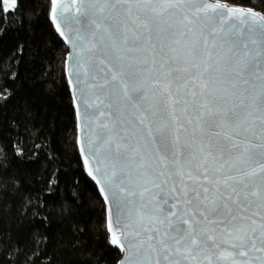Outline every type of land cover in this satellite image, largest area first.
<instances>
[{
  "label": "snow or ice",
  "instance_id": "1",
  "mask_svg": "<svg viewBox=\"0 0 264 264\" xmlns=\"http://www.w3.org/2000/svg\"><path fill=\"white\" fill-rule=\"evenodd\" d=\"M51 3L55 20L57 9L67 10L68 5H62L61 0H51ZM4 4L7 6L3 10L7 11L15 8L16 0H4ZM117 5H121L119 11L125 18L121 22L120 44L127 45L131 34L135 38L133 43L137 45L134 51L147 53L152 59L149 61L145 57L141 60L144 78L130 88L118 78L132 68L135 61L125 63L128 58L123 54L125 49L121 48V54L116 58L117 65L108 68L105 73H111L110 83L118 85L114 95L127 102L131 100V93H142L140 99L147 105L144 110L153 115L154 108L164 105L169 109L170 121L176 132L183 130L188 133L189 128L185 127L187 124L191 129V138L185 139L188 156L183 161L178 158L169 160L157 153L154 159L148 157L157 165L153 169L151 164L145 163L147 153L142 154L138 148L131 149V154L125 160H119L121 145L117 144L113 150V129L107 123L98 125L103 131L97 133L94 139L89 138L87 150L96 160L95 172L103 173L105 182L113 189L112 198L117 202L115 226L112 222V209L109 208L108 231L112 233L111 243L124 249L121 236H131L137 243L130 244L129 250L143 248L147 243L149 255L159 250V253H164L163 258L168 264H187L195 260L198 251L204 249L214 251L215 264H264V175H260L259 182L248 190L252 178L264 173V163L242 175H234V165L224 158L225 148L236 147V137L241 132L255 136L257 124L264 128V113L258 114L254 105L249 104L245 106V119L238 124H231L214 103L221 91L225 96L236 99L240 96V90L231 83V77L219 73L222 59L219 52L215 57L212 55L213 50L223 49L226 44L232 45L229 51L239 46L233 35L239 26L230 25L227 30L221 28L219 33L210 32L211 40L207 37L192 39L193 29L190 27L191 21L184 14L185 10L192 9L194 14L203 13L197 19L210 25L216 17L209 16V11L216 12L221 8V5L210 4L206 0H95L93 7L97 13L103 14L116 10ZM79 11L77 8V12ZM232 11L239 12L246 18L251 17L248 27L250 34L256 30L264 32V17L251 11ZM217 16H223V13H217ZM243 22L242 20L241 23ZM91 24L95 28L93 39L95 32L102 27L104 33L110 31L97 19H92ZM173 24L176 34L175 39L170 42L169 29ZM57 30H60L59 24ZM61 35H64L63 31ZM77 38L81 41L82 52L91 53L95 49V44L91 47L85 45L84 37L79 33ZM240 38L243 41V33H240ZM250 42L256 43L254 39H250ZM242 46L248 48L247 43H242ZM73 47H76L75 42ZM157 48L159 64L153 55ZM248 55L251 52L245 53V57ZM77 63L84 75H87L82 61L78 59ZM239 63L244 64L246 60ZM238 72L239 69L237 74ZM79 74L78 72L77 75ZM225 80L230 86L221 89L220 85ZM85 102L88 103L87 100ZM89 106L98 107L93 104ZM136 111L139 114L140 107H136ZM99 115L103 116L104 113L100 112ZM217 117H220L218 121ZM211 121H216V130H209L207 127ZM139 124H144L143 117L139 118ZM179 142L180 137L177 135L176 143ZM123 147L127 149L128 145ZM251 147L255 145L249 144L244 150L245 155ZM81 151H84L83 145ZM88 162L86 155L85 164ZM89 175L96 179L92 167H89ZM126 181L130 184L135 182L137 187L143 188L139 193L142 200L144 192L149 193L145 206L149 207L150 214L137 213L133 217L129 212L127 216H123L125 196L136 195V192L124 187ZM97 183L100 181L97 180ZM241 184L242 189L238 188ZM152 188L159 189V192H152ZM101 191L104 192L105 189L102 187ZM108 199L106 195L105 200ZM254 204L259 210L252 216H258L260 222L252 216L241 214L247 213ZM232 206L238 210L236 214ZM221 216L223 219H219ZM148 225L152 227L149 228ZM149 232L154 235L149 234L146 241L138 240L142 233ZM152 241H155L156 246ZM121 264H125V261H121ZM154 264L161 262L157 259ZM208 264H213L211 257H208Z\"/></svg>",
  "mask_w": 264,
  "mask_h": 264
},
{
  "label": "trees",
  "instance_id": "2",
  "mask_svg": "<svg viewBox=\"0 0 264 264\" xmlns=\"http://www.w3.org/2000/svg\"><path fill=\"white\" fill-rule=\"evenodd\" d=\"M264 15V0H221ZM0 0V264H117L51 0Z\"/></svg>",
  "mask_w": 264,
  "mask_h": 264
},
{
  "label": "water",
  "instance_id": "3",
  "mask_svg": "<svg viewBox=\"0 0 264 264\" xmlns=\"http://www.w3.org/2000/svg\"><path fill=\"white\" fill-rule=\"evenodd\" d=\"M206 2L221 5V8L217 9L216 12L209 11V16L216 17L210 25L203 24L197 19V17L203 15V13L196 12L194 14V10L192 9L185 10L184 14L188 17V20L191 21L190 27L193 29L191 34L192 39L200 40L201 37H207L211 40L212 37L209 35L210 32L215 31L219 33L221 28L227 30L230 25L239 26L233 34L237 41V45H239L238 47L229 51V49L232 48L231 43H229L226 44L223 49L218 48L212 52L214 57L217 55V52H219L222 57L219 65V73L231 77V83L235 84L240 90L239 99L232 96H225L223 91L218 93L214 102L215 107L224 113V118L229 123L238 124L246 117V105H254L258 114L264 113V32L256 30L250 34L248 32V27L251 17L246 18L240 15L239 12H234L232 10H243L245 13L251 11L262 17H264V15L259 10L257 11L249 6L234 5L221 0H206ZM61 4L68 5L67 10L58 8L56 12L57 18L55 20H53L52 8L50 13L51 20L53 24H55L56 30L57 24L60 25V30H57L59 35H61V31L64 32V35L61 36L67 46L64 68L66 77L69 81L72 100L74 101L75 110L77 112V144L79 145L84 164L85 156H88L89 162L85 164L87 172L89 173V167H92L93 175L96 176L94 181L98 188H100V191L102 187L105 189L104 192L101 191L103 199H105L106 195L109 197L108 200H105L107 221L109 218V208L111 207L112 222L115 226L118 211L116 207L117 202L112 198L113 189L105 182V177L102 172H95V168L97 167L96 160L93 159L91 153L87 150L89 138L94 139L97 133L103 131L98 125L107 123L109 127L113 129V135L111 136L113 140V150H115L117 144L121 145L118 156L119 160H125L131 154V149L138 148L142 154L147 153L145 163L151 164L153 169L157 167L153 162L157 153L164 155L169 160L178 158L183 161L188 156L185 139L191 138V129L190 126L185 124V127L189 128V132L185 133L181 130L180 133H177L170 121L169 109L164 105H159L153 109L155 115L151 112H146L144 108L147 105L140 99L142 95L140 92L131 93V100L127 102L114 95L118 85L116 83H110L111 73H107V75H105V73L108 68H114L117 65L118 61L116 58L121 54V48L125 49L123 54L128 58L125 63H129L133 60L135 61V65L118 78L130 88L144 78L145 73L143 66H141V60L145 57L149 61L152 59V56H148L147 53H136L134 51L137 45L133 43L135 38L132 37L131 34H129L127 45L120 44L121 22L125 19L119 11L121 5H117L114 11L100 14L97 13L93 7L95 0H61ZM77 8L80 9L79 12H77ZM62 11L63 15H61ZM217 13H223V16H217ZM166 15L167 14H165V17ZM92 19H97L104 27L109 28V33H104L102 27L100 31L95 32V39H93L95 28L94 25L91 24ZM242 20L244 21L243 23H241ZM185 23H187V21H185ZM78 33L80 36L84 37L83 43L88 47L95 44V49L91 53L82 52L81 41L77 38ZM240 33H243V41H241ZM169 34V41L171 42L175 39L176 34V27L174 24L172 28L169 29ZM250 39H254L256 43L252 44ZM73 42L76 44L75 48L73 47ZM242 43H247L248 48H244ZM200 47L202 50V41ZM158 51L159 49L157 48L153 55L156 56L159 64L160 57L156 55ZM246 52H251V55L245 57ZM138 56L140 59H136ZM78 59L82 61L84 69L88 72L87 75H84L83 70L80 69L77 63ZM241 60H246V63L240 64L239 61ZM238 69L239 72L237 74ZM78 72L80 73L79 76L77 75ZM245 81H247V83H245ZM229 86L227 80L220 85L221 89H226ZM93 93H95V95H93ZM86 100L88 103L85 102ZM101 101H103V103H100ZM89 104L98 105V107H90ZM133 105L140 107L139 114L136 111V107ZM100 112H103L104 115L100 116ZM141 117L144 118L143 125L139 124V118ZM219 119L220 117L216 118L217 121ZM215 124L216 121H211L207 127L209 130H216ZM149 130L151 132L150 136ZM177 135L180 137L179 143H176ZM197 139H199V134H197ZM205 142H207V140H205ZM236 142V147H226L224 150V158L234 165V175H242L244 172L258 167L260 163H264V128L259 124H257L255 136L249 135L247 132H241L240 135L236 137ZM125 144L128 145L127 149L123 147ZM249 144L255 145V147H251L248 154L245 155L244 150ZM82 145L84 147L83 152L81 151ZM148 157H152L153 159H149ZM101 167L103 168L104 166ZM260 175H264V173L258 174L257 177L252 178L248 190H251V188L259 182ZM90 177L93 178V176ZM97 180H99L100 183H97ZM246 182H248L247 179ZM124 187L129 191L136 192V195L125 196L124 200L126 206L122 204V207H124L123 216H127L129 212H131L133 217L137 213L144 215L150 214L149 207L145 206L149 198V193L144 192V199L142 200L139 193L143 191V188L137 187L135 182L130 184L126 181ZM148 187L151 186L149 185ZM161 187L164 186L162 185ZM238 188L242 189L243 185H238ZM151 191L158 193L159 189L152 188ZM232 207L234 214H236L238 210L235 209V206ZM258 210V206L254 204L249 208L247 213L241 214L252 216V214ZM252 218L260 222L258 216H252ZM219 219H223V217L221 216ZM123 223L124 219L122 217V224ZM148 227L151 228L152 225H148ZM220 227H223V225H220ZM149 234L154 235V233L151 232L142 233L138 240L146 241ZM121 242L124 244V249L118 246L120 248L121 257L117 264H121V261H125V264H154V261L157 259L160 260L161 264H168L163 258L164 253H159V250L157 253L149 255L150 250L147 248V243L144 244L143 248H132L129 250V245L135 244L137 241L133 240L131 236L127 238L121 236ZM151 243L156 246L155 241ZM221 250H223V246ZM208 257H211L213 264H215L216 254L214 251L208 249L198 251L195 254V260H191L187 262V264H208Z\"/></svg>",
  "mask_w": 264,
  "mask_h": 264
},
{
  "label": "rangeland",
  "instance_id": "4",
  "mask_svg": "<svg viewBox=\"0 0 264 264\" xmlns=\"http://www.w3.org/2000/svg\"><path fill=\"white\" fill-rule=\"evenodd\" d=\"M224 2V1H223ZM229 3V2H228ZM231 4V3H230Z\"/></svg>",
  "mask_w": 264,
  "mask_h": 264
}]
</instances>
